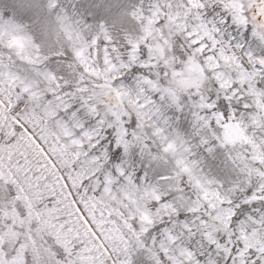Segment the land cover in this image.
<instances>
[{
  "label": "snow or ice",
  "instance_id": "6c2138e0",
  "mask_svg": "<svg viewBox=\"0 0 264 264\" xmlns=\"http://www.w3.org/2000/svg\"><path fill=\"white\" fill-rule=\"evenodd\" d=\"M0 264H264V0H0Z\"/></svg>",
  "mask_w": 264,
  "mask_h": 264
}]
</instances>
